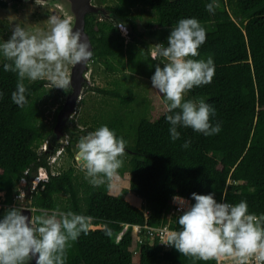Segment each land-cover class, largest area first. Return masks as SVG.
<instances>
[{
    "label": "trees",
    "instance_id": "1",
    "mask_svg": "<svg viewBox=\"0 0 264 264\" xmlns=\"http://www.w3.org/2000/svg\"><path fill=\"white\" fill-rule=\"evenodd\" d=\"M213 2L218 6L211 13L206 5ZM138 5L157 13L155 19L147 20L146 28L175 26L183 18L214 22V29L206 31V41L198 49L199 56L193 58L206 60L210 56L214 77L211 83L194 87L185 99L203 98L211 104L215 115L210 117V123H219L221 131L206 137L191 128L178 127L180 138L172 141L165 112L152 120L143 109H121L135 100L131 92L93 86L92 90L117 98L121 105L120 109L114 107L103 113L98 126L80 130L84 136L106 125L127 142L126 150L131 156L128 164L121 158L123 166L114 182L100 187L84 183L81 194L72 166L51 172L49 162L61 150V144L54 141L48 149L37 150L45 132L47 137L55 135L52 127L44 131L36 97L45 80L25 81L29 103L20 108L11 100L17 75L4 71L7 61H0V218L6 209L17 207L13 205L15 183L22 177L31 179L39 167H46L47 179L40 180L27 195V206L34 214L59 208L92 217L88 233H82L68 250L66 264L206 263L180 255L173 247L162 251L157 239H148L134 253L136 241L131 225L165 223L172 208L171 198L176 194L191 199L193 192H212L216 201L222 202L221 192L226 191L227 202L246 201L249 213L264 215V0H117L115 5L106 6L111 11L109 18L86 14L92 58L114 69L110 59L125 57L131 47L135 53L129 57L138 66L128 68L152 76L153 69H140L146 68V62L154 67L161 63L162 67L163 61L152 58L146 37L131 19L132 9ZM0 6L7 7L8 0H0ZM120 23L142 50L126 41L124 32L117 27ZM127 59L125 67L131 65ZM58 111L59 108L54 113L55 121ZM131 138L133 143L129 144ZM186 140L191 141L187 149L182 147ZM67 149L70 151L68 146ZM115 185L125 186L147 201L148 212L127 199L123 189ZM178 215L171 225L176 230L180 227ZM126 223L130 226L117 239Z\"/></svg>",
    "mask_w": 264,
    "mask_h": 264
},
{
    "label": "clouds",
    "instance_id": "2",
    "mask_svg": "<svg viewBox=\"0 0 264 264\" xmlns=\"http://www.w3.org/2000/svg\"><path fill=\"white\" fill-rule=\"evenodd\" d=\"M214 2L206 5L214 13ZM49 29L30 33L16 24L7 40L0 42V57L7 61L4 71L17 75L12 102L28 105L25 81L48 80L53 87L72 91L67 65L86 63L92 56L89 44L70 19L48 17ZM126 34L124 23L117 25ZM206 41V29L196 18L179 19L164 43L155 44L153 59L163 60L151 76L152 89L163 97L165 119L172 141L180 138L178 127L191 128L204 136L216 135L221 125L213 126L215 109L203 98L185 99L194 87L211 83L215 74L213 59H193ZM3 93L0 92V98ZM191 141L182 147L187 149ZM127 142L114 130L102 125L80 137L75 158L85 179L100 187L118 179ZM177 204L179 230H167L160 243L173 247L180 255L215 264H264V215L249 213L246 201L217 202L214 193L193 192L189 203L173 196ZM92 217L61 211L59 208L26 216L11 207L0 218V264H66L68 250L79 236L87 234Z\"/></svg>",
    "mask_w": 264,
    "mask_h": 264
},
{
    "label": "rangeland",
    "instance_id": "3",
    "mask_svg": "<svg viewBox=\"0 0 264 264\" xmlns=\"http://www.w3.org/2000/svg\"><path fill=\"white\" fill-rule=\"evenodd\" d=\"M93 2L106 7L108 5H115L117 0H93ZM53 15L62 19H70L66 13V10L56 2L8 0L7 7L0 6V42L7 40L10 37L11 29L16 24H19L30 33L47 31L50 27L48 24V17ZM156 15L157 13L154 9L142 5L134 7L131 13V19L136 22L138 30L144 34L150 45V53L152 56L155 44L166 43V39L170 33V30L172 27H174L163 26L146 28L145 23L147 20L155 19ZM200 23L206 29V31L213 30L215 26L213 21ZM127 31L128 30L126 29V34L124 33L126 41H129L130 44L135 46L136 49L139 48L142 50L143 47L141 44L133 40ZM134 53L135 51L132 52L130 47V51L128 50L126 55H123L125 57L110 59V62L114 63V69H109L106 64L101 61V59L92 58L90 62V70L87 74L90 84L85 87L82 97L78 103V107L76 108L73 116H71V118H69L67 121L63 133L60 134L58 139L55 135L47 137V132H45V137L40 141V144L37 147V150L40 151V149H42L45 144L47 145V149L54 143V141L61 144V150L56 151L49 162L50 170L52 173H57L72 166L77 176L76 181L80 188L81 194L83 193L82 186L84 183L89 182L87 179H85V174L81 170V167L75 158L77 151L76 145L80 137L83 136V133L80 132V130L90 125L98 126L100 119L103 117V113L107 114L112 108L116 107L120 109L121 107L117 98L92 90L91 88L93 86L106 88L119 87L123 91L131 92L135 100L126 107L122 106L121 109L126 108L131 112L138 109H143L145 115L152 120L156 119L164 112L163 97L155 89H152L151 76H148L142 72L137 73L134 71V68L138 66V62L135 61V63H133L132 59L129 57ZM127 56L129 59H127ZM126 59L128 62H131V65L125 67ZM2 60L3 58L0 57V61ZM71 67L72 65L66 66L69 75ZM128 67L134 68L129 69ZM148 68L153 69L152 73L154 74L155 67L148 62H146V68H141L140 70L145 71ZM36 97L42 109V119L43 124L45 125L43 128L44 131H48L51 127L54 129L57 121V119L56 121L54 119V113L58 108L59 110L61 109L63 103L66 100L67 93L62 89L53 87V85L45 79V84L42 86V88H40ZM97 128L98 127H96V129ZM129 140L131 141L128 143L132 144L133 138ZM67 146L69 147L70 151L67 149ZM130 156V153L125 149L123 158L125 159L126 164H128L127 162ZM117 187L123 189L124 196L127 199L140 205L146 212H148L150 205L147 201L133 193L125 186ZM24 188L25 184L21 182V179L15 183L14 191L16 195L13 199V205L19 208L23 207V202L26 197V193L23 191ZM2 194L3 192H0V195ZM61 197L62 199H66L65 195H61ZM27 203H29V201H27ZM32 216H35L33 209ZM91 226L95 227V225Z\"/></svg>",
    "mask_w": 264,
    "mask_h": 264
},
{
    "label": "water",
    "instance_id": "4",
    "mask_svg": "<svg viewBox=\"0 0 264 264\" xmlns=\"http://www.w3.org/2000/svg\"><path fill=\"white\" fill-rule=\"evenodd\" d=\"M38 2H56L60 4L69 16L73 26L74 31L79 29L82 33V36L86 39L89 44V50L92 52L93 44L90 40L89 34L85 30V16L87 13H93L98 16L105 18L111 17V11L102 5L96 4L93 0H35ZM91 58L84 64L72 65L70 69V79L72 84V91L67 93L65 102L63 103L61 109L57 115V121L54 126V134L56 138L59 139L60 134L63 133L66 123L73 116L78 107V103L82 97L85 87L90 84L88 79V72L90 70ZM47 145L45 144L43 149H46ZM48 176V170L46 167H39V171L31 178L27 179L26 177L21 178V182L25 184L24 193H26L25 200L23 202L22 214L26 216H32V208L27 206V195L31 193L32 189L35 188L37 183L41 180L42 177ZM31 264H35V260L31 261Z\"/></svg>",
    "mask_w": 264,
    "mask_h": 264
},
{
    "label": "built area",
    "instance_id": "5",
    "mask_svg": "<svg viewBox=\"0 0 264 264\" xmlns=\"http://www.w3.org/2000/svg\"><path fill=\"white\" fill-rule=\"evenodd\" d=\"M46 177H43L41 180H46ZM173 196H180L183 197L185 200H188L189 203H194V201H192L189 197L186 196H182V195H173ZM172 196V198H173ZM171 198V204H172V208L170 209L168 215H167V220H168V224H160V225H156V226H151V225H147V224H132V233L133 236L135 237V241L136 244L134 246V253H137L141 247V245L143 243H145L148 239H158L159 242H161V240L164 238V235L166 233L167 230H174L173 228H171L170 224L171 222L174 220L175 216L179 214V212L177 211V204L173 201V199ZM224 202V201H222ZM232 203V202H229ZM234 204V203H233ZM258 216V215H257ZM130 225L128 223L124 224L123 229L121 231V233L118 235L117 239L121 236V234L123 232H125L128 227ZM162 244V243H161ZM163 249L167 250L169 249L171 246L162 244ZM204 264H215V261H208Z\"/></svg>",
    "mask_w": 264,
    "mask_h": 264
},
{
    "label": "crops",
    "instance_id": "6",
    "mask_svg": "<svg viewBox=\"0 0 264 264\" xmlns=\"http://www.w3.org/2000/svg\"><path fill=\"white\" fill-rule=\"evenodd\" d=\"M258 216H260V215H258ZM175 220V219H174ZM174 220L171 222V224H170V226L174 223ZM169 222H168V220L165 222V223H162V224H168ZM171 228H173V227H171ZM174 230H176L175 228H173ZM154 239H156V238H154ZM150 240H153V239H150ZM158 240V239H157ZM158 242H159V240H158ZM159 244L161 245V247H162V251H167V250H170L171 249V247L169 248V249H167V250H164L163 249V246H162V244L159 242ZM140 250V249H139Z\"/></svg>",
    "mask_w": 264,
    "mask_h": 264
},
{
    "label": "flooded vegetation",
    "instance_id": "7",
    "mask_svg": "<svg viewBox=\"0 0 264 264\" xmlns=\"http://www.w3.org/2000/svg\"><path fill=\"white\" fill-rule=\"evenodd\" d=\"M38 171H39V169H38ZM38 171H37V172H38Z\"/></svg>",
    "mask_w": 264,
    "mask_h": 264
}]
</instances>
